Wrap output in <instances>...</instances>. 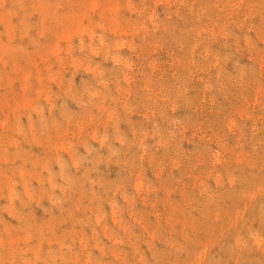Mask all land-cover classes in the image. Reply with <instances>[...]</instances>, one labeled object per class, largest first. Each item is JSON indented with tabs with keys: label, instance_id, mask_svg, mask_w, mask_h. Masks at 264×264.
<instances>
[{
	"label": "rangeland",
	"instance_id": "obj_1",
	"mask_svg": "<svg viewBox=\"0 0 264 264\" xmlns=\"http://www.w3.org/2000/svg\"><path fill=\"white\" fill-rule=\"evenodd\" d=\"M0 264H264V0H0Z\"/></svg>",
	"mask_w": 264,
	"mask_h": 264
}]
</instances>
